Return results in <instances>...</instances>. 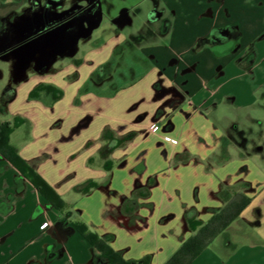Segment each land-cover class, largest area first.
I'll list each match as a JSON object with an SVG mask.
<instances>
[{
    "label": "crops",
    "instance_id": "crops-1",
    "mask_svg": "<svg viewBox=\"0 0 264 264\" xmlns=\"http://www.w3.org/2000/svg\"><path fill=\"white\" fill-rule=\"evenodd\" d=\"M86 2L63 0L61 7L70 11ZM45 3L0 0V31L44 16ZM99 3L101 18L67 53L26 65L13 58L19 76L9 86L12 98L1 99L7 113L0 123L21 122L11 144L61 197L76 196L57 210L0 155V264H102L75 230L80 226L112 237L111 247L128 261L165 264L197 232L186 221L188 211L195 212L194 225H205L237 193L247 195L250 205L191 264H264V168L248 154L225 155L241 150L229 145V134L234 127L242 131L244 112L252 118L264 96V0ZM145 11L154 25L152 44L130 47L121 29ZM104 20L111 34L95 37ZM95 38L99 44L78 56L80 43ZM32 67L33 81L26 76ZM90 82L94 89L84 92ZM70 85L75 91L68 106ZM23 102L25 108H17ZM64 122L77 142L69 147L73 137L64 135L58 142L87 149L80 166L68 171L60 161L36 163L42 152L31 146L53 149L38 139L58 134ZM22 129L26 135L15 145L12 137ZM107 129L118 138L134 137L103 159ZM90 158L96 169L87 166ZM68 179L73 181L65 185ZM90 180L101 187L89 195L74 191ZM150 182V195L139 199L133 216L125 214L124 203Z\"/></svg>",
    "mask_w": 264,
    "mask_h": 264
},
{
    "label": "trees",
    "instance_id": "trees-1",
    "mask_svg": "<svg viewBox=\"0 0 264 264\" xmlns=\"http://www.w3.org/2000/svg\"><path fill=\"white\" fill-rule=\"evenodd\" d=\"M38 88L35 92L42 90ZM50 90L51 88H46ZM34 92V93H35ZM10 97V98H9ZM12 96H7L6 99H11ZM21 125V122H4L0 123V155L5 157L12 163L24 176H26L37 188L43 197L57 210H64L66 202L57 193V191L45 181L28 163L20 156L18 150L11 144V135L15 127ZM134 134H129L124 138H118L110 130H105L103 140L105 145L100 150V155L103 159H107L114 150L120 148L131 141ZM153 182H150L148 187L138 189L131 199L124 203V213L133 216L139 209V199L146 198L150 195V187ZM100 184L96 181H87L82 185L74 188L75 192L83 195H89L94 190L100 188ZM251 203V199L243 194L237 193L232 196L227 204L216 213L205 225L200 221L193 224L194 210L186 213V221L191 229L197 230L196 234L188 239L181 248L165 263V264H191L203 251L209 248L214 240H216L224 231H226L233 223H235ZM76 231L90 243L92 248L98 254V261L102 264H149L148 258L138 262L126 260L121 253L115 251L110 241L112 237H100L97 234L90 233L86 226L74 227Z\"/></svg>",
    "mask_w": 264,
    "mask_h": 264
},
{
    "label": "rangeland",
    "instance_id": "rangeland-1",
    "mask_svg": "<svg viewBox=\"0 0 264 264\" xmlns=\"http://www.w3.org/2000/svg\"><path fill=\"white\" fill-rule=\"evenodd\" d=\"M136 15H137V17L134 18L132 26L121 29L127 35L128 45L130 47L131 46L136 47V46H146V45L152 44L151 43L152 42V34H151L150 30H151V28L154 27V25L151 22H149L152 18L150 17L149 13L147 14V11L143 12V14H140V15L138 12ZM107 24H108V21L104 20L102 25L95 30V32H96L95 37H97V33L102 34V35L105 33V35H103L104 37H107L108 35L111 34L108 31V29H104ZM102 30H104L105 32ZM103 38H102V40H103ZM100 40H101V38L100 39L95 38V39H92L90 42L82 41V43H80L81 45H80V49L78 51V56L83 57V55H85L87 51H89L91 48H93L94 46L99 44ZM155 43H156V41H155ZM14 67H15V63L13 62V58L8 59V60H0V121H5L4 114L7 113L6 106L1 103V99L3 96L6 97V94H4L6 89L9 88V86L13 85L14 83H17L16 82L18 79L17 77L19 76V74L17 75L14 72ZM34 74H35V70L33 69V67L28 69L26 72V76L29 77V79L31 78L32 81L35 79ZM66 80L69 83L68 79H66ZM74 88H75L74 85H72V86L70 85L66 89V93H68L67 95H68V98L70 99V101H66L65 105H68V106L71 105L72 98L70 96L75 91ZM92 89H94V86L90 82L88 85L84 86L83 91L87 92V91L92 90ZM259 97H260L259 102H258L259 109H258V107H256V109H254V112L252 113V116H251L252 118H248V111L247 110L244 112L245 114H243V115H246V117H245L244 122H242L243 124H242L241 130L244 132L245 141L243 140L241 135H239L237 133H233V136L238 141L242 142V145H243L242 150L243 151L237 150L236 148L235 149L233 148V149H231L229 154H225V155L229 158L230 157L231 158H234V157L239 158L240 156L243 157L244 155L248 154V155H250V157H248V159L252 160L255 163H259L262 166V168H264V96L259 95ZM24 104H25L24 102L19 103L17 105V108H25ZM56 111L60 112V106L56 107ZM61 121L62 120L59 118L58 122H61ZM62 127H63V129L61 128V130H59L58 134H56L57 131H55V132L51 131L50 133H48L49 137L47 139H43V138L38 139V143H41V141H43V140L48 142V143L51 142L52 146H54L53 149H43L40 144H36V145L31 146V150L37 151L39 155L42 152V154H41L42 156H39L37 158V160L35 161L36 163L38 162V164H40V163L46 162L47 165H50L49 162L60 161V163L64 164L63 166L68 167V169H69L68 171H71L73 167L80 166L81 161H82V155L87 151V149L83 148V149H79V150H77V149L73 150L71 148L67 149L66 146L60 145V143L58 142V139L59 140L61 139V135H64L67 137H73L72 139L69 140L70 141L69 147L75 145V142H77L75 140H77V138H78L77 134L76 133L73 134V132H71V130H69V132L66 131L67 126H66L65 122H64ZM25 135H26L25 129L18 131L12 137L13 143L15 145L19 144L20 142H22V139ZM27 141L28 140L25 141L26 145L29 142V141L28 142ZM71 141H73V142H71ZM71 143H73V144H71ZM229 145L233 146V144L231 142H229ZM39 147L42 149H40ZM66 153H71V154L69 155V157L67 159H64L66 157ZM98 162H99V156H97L94 164H93L92 158H90L87 160V166L91 167L93 169L94 168L96 169V166L95 167L91 166V163L93 165H95ZM27 163L30 167H32L28 161H27ZM70 179L66 180L65 185H70V182L73 181ZM75 196L76 195L72 194L71 197L70 196H64V198L63 197L62 198L64 201L66 200L68 203H73Z\"/></svg>",
    "mask_w": 264,
    "mask_h": 264
},
{
    "label": "flooded vegetation",
    "instance_id": "flooded-vegetation-1",
    "mask_svg": "<svg viewBox=\"0 0 264 264\" xmlns=\"http://www.w3.org/2000/svg\"><path fill=\"white\" fill-rule=\"evenodd\" d=\"M62 2L63 0H46L47 11L44 16L35 17L20 26L2 29L0 60L15 58L22 65L36 59L39 63H46L67 53L81 38L89 35L102 16L99 0H87L84 5L76 6L70 11H64ZM40 7V4H35L34 10L38 11ZM51 10L53 11L50 12ZM4 94L10 96V88ZM234 129L229 134L228 141L242 150V142L233 133L241 135L245 141L244 132L236 127Z\"/></svg>",
    "mask_w": 264,
    "mask_h": 264
},
{
    "label": "water",
    "instance_id": "water-1",
    "mask_svg": "<svg viewBox=\"0 0 264 264\" xmlns=\"http://www.w3.org/2000/svg\"><path fill=\"white\" fill-rule=\"evenodd\" d=\"M226 33V32H225ZM225 33H223V34H225Z\"/></svg>",
    "mask_w": 264,
    "mask_h": 264
}]
</instances>
